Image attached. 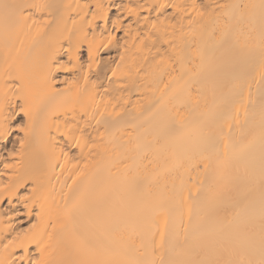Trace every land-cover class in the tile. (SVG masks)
I'll list each match as a JSON object with an SVG mask.
<instances>
[{
    "label": "bare ground",
    "instance_id": "obj_1",
    "mask_svg": "<svg viewBox=\"0 0 264 264\" xmlns=\"http://www.w3.org/2000/svg\"><path fill=\"white\" fill-rule=\"evenodd\" d=\"M0 264H264V0H0Z\"/></svg>",
    "mask_w": 264,
    "mask_h": 264
}]
</instances>
